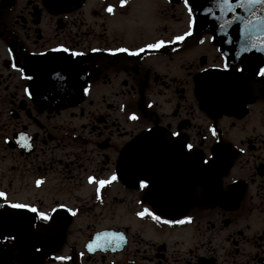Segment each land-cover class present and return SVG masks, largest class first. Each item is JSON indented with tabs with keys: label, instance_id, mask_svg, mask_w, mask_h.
Instances as JSON below:
<instances>
[{
	"label": "flooded vegetation",
	"instance_id": "obj_1",
	"mask_svg": "<svg viewBox=\"0 0 264 264\" xmlns=\"http://www.w3.org/2000/svg\"><path fill=\"white\" fill-rule=\"evenodd\" d=\"M189 21L184 0H0V257L264 264V63L224 70Z\"/></svg>",
	"mask_w": 264,
	"mask_h": 264
},
{
	"label": "snow or ice",
	"instance_id": "obj_2",
	"mask_svg": "<svg viewBox=\"0 0 264 264\" xmlns=\"http://www.w3.org/2000/svg\"><path fill=\"white\" fill-rule=\"evenodd\" d=\"M185 4L188 5V12L190 14V21H189V26H190V31L185 33V36L191 35V29L196 26V17L193 15L194 8L192 7L191 4H189V0H184ZM126 3V0H121V6H123ZM215 6L222 12L225 13V17L228 13H235L236 12V7L238 6L239 8L242 9H247L249 17L248 19H245L242 16H236L235 20L240 21L242 24V27L240 29L241 34H242V41L240 42V47L239 51L241 53L244 52H251L252 49L254 48H260L261 50H264V0H235V3L233 0H215ZM260 8L261 11L258 14L256 9ZM109 12H113L114 9L110 5L107 9ZM206 11L211 12V9H206ZM221 17L223 20V23L219 24L220 29H224L230 25H232L235 21L230 18H225ZM185 36H177L175 39L177 41H181L185 38ZM212 39H215V37H212ZM230 42V41H229ZM203 43V41H201ZM165 45L164 40L157 41L154 44L147 45L148 48L151 49H159ZM63 51L67 52L69 49L64 48ZM116 51H123V52H129L128 49H117ZM144 49H140L138 52H133L131 54L133 55H139V52H143ZM73 55L79 56L83 55V53H73ZM224 70H229L230 68L235 67V65H229L227 62V56L224 57V63L222 65ZM204 71H207L206 69ZM245 71V68L242 66L240 68H236V72L243 73ZM259 75L264 76V67H261L258 72ZM30 78V77H29ZM87 91V89H85ZM131 119H137L135 114H133ZM213 135L216 134L215 129H212ZM173 136H179V133H172ZM188 150H191L194 146L192 144H187L186 145ZM207 163V161H205ZM117 177L115 175L112 176V180H115ZM94 178H90V181L93 180ZM110 181H105L101 180L99 181V184L101 186L109 183ZM38 184L40 181L37 182ZM141 186L145 187L147 186L146 181H141ZM0 197H6V193L0 192ZM11 208L13 209H26L32 213L38 214L39 218L48 221L51 220L52 217L44 211H41L38 209L36 206L27 204V203H12ZM0 207H3V205H0ZM61 207H64L61 205ZM55 211V210H53ZM69 212H72V209H68ZM73 214H75L73 212ZM150 215L153 219L160 221L161 217L156 215L154 212H151L148 208H145L144 211L138 213L139 216L143 217L145 215ZM189 220L191 218H188ZM166 223H183L184 221H165ZM105 235H111L114 239L118 238V240H123V234L122 233H111V234H105ZM99 239V237H98ZM112 241H108V243H111ZM91 247V245H89ZM97 247H104L103 244H98ZM63 259V258H60Z\"/></svg>",
	"mask_w": 264,
	"mask_h": 264
},
{
	"label": "water",
	"instance_id": "obj_3",
	"mask_svg": "<svg viewBox=\"0 0 264 264\" xmlns=\"http://www.w3.org/2000/svg\"><path fill=\"white\" fill-rule=\"evenodd\" d=\"M196 13V21L197 25L201 28L210 29L216 32L217 35H231V25L220 29L219 24L223 23V20L221 17H225V13H222L216 6H215V0H202V1H196L193 3ZM211 9V12L206 11V9ZM225 18L231 19V13H228ZM226 53L229 57H232L236 53L239 54V57L242 56L245 59V62H249L251 59H253L254 63H264L263 57H258L257 55L249 56L248 52L241 53L239 50H236L235 48H231L230 46H227L225 48Z\"/></svg>",
	"mask_w": 264,
	"mask_h": 264
}]
</instances>
